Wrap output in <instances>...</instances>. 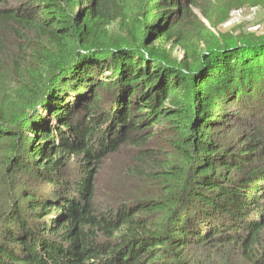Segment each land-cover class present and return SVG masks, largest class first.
Returning <instances> with one entry per match:
<instances>
[{
  "label": "trees",
  "instance_id": "1",
  "mask_svg": "<svg viewBox=\"0 0 264 264\" xmlns=\"http://www.w3.org/2000/svg\"><path fill=\"white\" fill-rule=\"evenodd\" d=\"M244 7L0 0V264H264V42L196 12Z\"/></svg>",
  "mask_w": 264,
  "mask_h": 264
},
{
  "label": "rangeland",
  "instance_id": "2",
  "mask_svg": "<svg viewBox=\"0 0 264 264\" xmlns=\"http://www.w3.org/2000/svg\"><path fill=\"white\" fill-rule=\"evenodd\" d=\"M204 2V1H203ZM207 3V2H206ZM199 14L201 21L206 27L207 32L215 34V43H235L239 42L238 38L242 37H253L252 40L258 42H264V7L259 8H237L231 12L225 9H217L215 14L214 27L201 15V13L196 10ZM192 39V35L188 36V40ZM7 45L16 44L15 39L11 36V31L6 33ZM259 40V41H257ZM225 41V42H224ZM158 45V43H157ZM205 50L208 47H201ZM167 51L170 53V60L172 65L179 66L181 61L185 58V53L182 46L175 47L172 44L167 47ZM235 131L242 133L244 128L240 125L232 124ZM163 141L158 144L163 145ZM129 155L128 151H124L119 155L113 156L104 168L100 178L99 188V198L101 200H110L107 197L106 189H116L118 192L125 190L124 182L122 181L123 171L128 167ZM3 197V192L0 189V200ZM202 250L198 249L196 251H191L187 254L188 260L199 261L202 256ZM215 264H219L216 262ZM226 264H245L243 259L235 258L233 254H229L227 257Z\"/></svg>",
  "mask_w": 264,
  "mask_h": 264
}]
</instances>
